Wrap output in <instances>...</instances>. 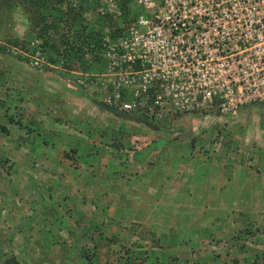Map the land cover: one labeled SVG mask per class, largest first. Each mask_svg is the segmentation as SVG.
<instances>
[{
  "label": "rangeland",
  "instance_id": "rangeland-1",
  "mask_svg": "<svg viewBox=\"0 0 264 264\" xmlns=\"http://www.w3.org/2000/svg\"><path fill=\"white\" fill-rule=\"evenodd\" d=\"M86 1L78 0L76 7L71 8L76 11L80 6L84 12L88 8ZM17 4L22 7L18 0L11 5L12 10L0 7V20H3V23L0 22V46H4L0 50V99L6 101L8 114L11 113L14 120L19 119L23 127L39 136L27 138L24 129L2 118L6 107L1 108L0 124L7 132L0 131V157H5L11 168L8 172L0 168V264L8 256L14 258L15 264H80L78 260L82 259L78 254L72 259L73 255L69 258L71 254H68L67 259L61 262L66 243L74 245L76 237V244L84 249L90 244V238L98 240L101 233L99 243H104V238L111 232L119 239L123 238L124 242L123 246L114 249L116 256L146 258L149 264V253L153 250L151 236L155 232V237L164 244H174V247L166 248L168 256L177 257L173 264H236L235 260L237 264H249L255 256L260 264H264V196L256 199L260 196L254 192L258 189L254 184L256 181L246 182L238 172L239 169L257 166L259 159L256 155L264 148L261 143L256 147L254 136L248 134L252 131L250 123L242 126L241 117L239 122L232 123V116L221 119L217 116L196 118L177 115L173 120L161 121L158 130L153 131L137 124L133 118L121 121L105 111L104 116L97 112L95 116L87 113L77 100L67 101L65 91L57 86L59 79L56 76L63 74L59 68L42 69V72H48L45 81L20 68L21 75L24 73V77H29V80L22 81L14 72L15 68L3 67L5 63L16 60L8 55L5 39L15 38L19 18L21 21H24L23 17L28 19L25 11H16L14 7ZM65 6L67 2L60 10L64 11ZM132 12L139 14L141 9L133 8ZM87 18L80 21V26L70 25L67 21L60 34L69 41H84L89 33L86 27L92 28L91 20ZM22 24L24 27L21 30H25L26 24ZM82 27L85 29L82 30ZM34 34L25 31L19 40H29ZM53 34L54 38L60 37L59 33ZM72 58L69 56V59ZM86 64H89L88 60ZM53 83L57 88L54 89ZM66 88L68 94L86 100L82 92H75L77 88L74 86L67 85ZM251 109L264 118V105ZM71 116L74 120L79 117V122L71 123ZM57 118H60L59 124L66 133L88 144L86 154H92L93 146L101 147V142L107 147L112 141L109 138L114 137L113 141L119 148L115 149L111 158L114 162H126V172H131L127 165L129 154L119 149L144 150L150 138L157 142L153 145H165L160 150L162 152L166 151L167 144L174 145V154L169 159H181L189 170L197 165H201L203 170L193 169L188 184L183 181L182 185L174 180L171 184H158L153 178L161 181V170L166 169L164 159L160 160L163 156L160 152L159 155L152 154L146 178H122L125 180L121 181L122 174L117 165L102 163L100 165L105 164L106 167L104 177L95 176L87 170L91 180L87 177L72 179L71 168L57 164L52 153L55 150H50L53 141L57 144L63 142L56 131L50 132L51 128L58 129L57 125L49 129L48 123ZM253 124L256 131L262 128ZM126 134H131L128 145L126 140L123 141ZM241 141H247L248 147L254 148L255 153L243 151ZM147 153L144 151L135 157L143 158ZM188 159L189 164H186ZM213 167L220 169L224 177H213L216 173ZM93 169L99 173L102 168L99 171ZM247 171L251 173L250 169ZM165 173L168 174V171ZM104 205L109 213L100 212ZM94 226L98 229L95 230ZM256 229L259 231L256 232ZM127 248L134 250L129 253L131 249Z\"/></svg>",
  "mask_w": 264,
  "mask_h": 264
},
{
  "label": "built area",
  "instance_id": "built-area-1",
  "mask_svg": "<svg viewBox=\"0 0 264 264\" xmlns=\"http://www.w3.org/2000/svg\"><path fill=\"white\" fill-rule=\"evenodd\" d=\"M120 1H86L80 21L91 20L86 31L98 33L99 48L77 44L81 51L70 52L78 61L57 57L54 67L40 34L14 56L31 70L61 69L88 98L156 127L177 115L222 119L264 103V0H131L126 13ZM103 19L118 23L100 25ZM94 62L100 68L90 69Z\"/></svg>",
  "mask_w": 264,
  "mask_h": 264
},
{
  "label": "trees",
  "instance_id": "trees-1",
  "mask_svg": "<svg viewBox=\"0 0 264 264\" xmlns=\"http://www.w3.org/2000/svg\"><path fill=\"white\" fill-rule=\"evenodd\" d=\"M15 0H0V7L2 8H6V10H12L11 5L14 4ZM21 2L22 7L19 8L18 4L15 5L14 8H16V11L18 13L25 11L26 14H28V19L26 17H23L24 19V23L26 24L25 31L27 33H35V35H42L45 38L43 39L42 42V47L44 48L45 53L47 54V60L49 63L54 64L56 63V57H61L64 60V63L66 61H70L71 59H69V56L73 57L74 59H76V61L79 60L78 56H72L70 49L75 47L76 44H79L81 46H88L91 43V48L89 50L91 51H95L99 48V39L97 37V32L94 33H88L86 39H84V41H80L78 40L77 43L75 42V40H71L69 41L66 37H64V35L60 34L61 32V28L63 25L66 24V22L70 21V25L73 26H80V17L82 15L83 9L79 6L76 11H74L71 7H69L68 5L65 6V10L61 11L60 8L63 7L66 4V0H18ZM83 2H85L86 0H81ZM131 2V0H121L119 2V7L121 10H123L124 13L127 12V5ZM80 5V4H79ZM63 10V8H62ZM54 14V15H53ZM117 21H111L108 19H103L101 20L100 25L102 24H106L110 27L115 28L117 25ZM63 29V28H62ZM76 29V28H74ZM82 30L85 28H81ZM52 31L53 33L55 32V34H60V37H56L54 38V36L52 38L54 39H50L48 36L46 37L47 32ZM58 34V35H59ZM93 35H96L95 38H93ZM93 38V39H92ZM83 40V39H82ZM5 42L8 45V55L10 57H15L14 59H17L18 62L20 61L21 63H23L26 66V62L27 60L25 58H23L21 55H16L14 56V52L13 49H17L19 51H26V43L23 40H18L16 38H6ZM76 49L77 51H81V48L76 45ZM4 47V46H3ZM3 47L0 46V50L4 49ZM86 47V48H87ZM60 55V56H58ZM72 58V60H73ZM88 64L84 63L81 65L82 68H86ZM27 67V66H26ZM43 69L45 70V67H43ZM25 70H31L30 68H25ZM31 71H35V70H31ZM41 71V70H40ZM264 105V103H263ZM5 111L3 112L2 118H5L7 120V122L9 123H14L16 125L19 126L20 129H24L23 133L27 136V138L32 139V137L36 136L38 137V134H34L33 130H28L27 128L23 127L21 125V121L19 119L14 120L11 116V113L8 114L9 112V107L6 104L5 100L0 99V110L1 108H5ZM103 111L109 113V115L114 118H120L121 121H125L126 118H133L136 122L137 121H141L143 123H147L145 118H138V117H133V115H128V114H123V113H119L116 112L114 110L108 109L104 106H102ZM110 117V118H111ZM1 119V116H0ZM60 118L57 119H52V123H48L49 129L51 127H57L58 129L56 130H52V128L50 129L51 131H56L57 135L59 136V139H62L63 142H59L57 144V142L53 141V146L50 149L52 153H54V160L56 161L57 164L59 165H67L71 168V177L74 179L76 177H80L81 174L79 172V169L81 168L79 163L85 165L84 166V170L86 167L90 166L93 163V155L92 154H86L88 152V144H86V142L84 143L82 140H78V138L73 137L72 135L66 133L65 128H63V126L61 124H59ZM57 125V126H56ZM0 131H4L5 133L7 132V129H5L1 124H0ZM31 135V137H29ZM129 137H131V134H126L123 136V141H127V145H128V140ZM141 139H145L142 138L141 136L139 137ZM112 139L111 142H108V144L106 145L107 147H105V144H102L104 147H94L93 150L98 151V153L100 154L101 157H103L102 153L100 151H102V149L104 148H114L117 149L119 148L116 142H114L113 140H115V138H109ZM167 140V139H166ZM31 143V142H30ZM42 144L45 143V141H41ZM86 144V145H83ZM175 144V143H172ZM168 146H170V144H167ZM78 146V147H77ZM102 148V149H101ZM54 149V150H52ZM49 150V152H50ZM139 155V153L135 154ZM111 162H113V164H117L116 161L114 162L113 160L109 162V164H111ZM8 160L5 157H0V168L3 169L4 171H9V169L11 168V166H9L8 164ZM11 164V163H10ZM105 164H103L104 166ZM80 167V168H79ZM93 167V166H92ZM77 170V171H76ZM118 170H120L118 168ZM124 170V169H123ZM87 172V171H86ZM121 172V170H120ZM88 173V172H87ZM108 178V177H107ZM110 179V178H109ZM102 209L100 212L102 213H109L108 212V207H106V205L101 206ZM51 214L54 215V212L51 211ZM104 223V222H103ZM106 226V224L104 225ZM94 229L97 230L98 227L94 226ZM114 230V227L112 228ZM246 230V229H245ZM244 230V231H245ZM247 231V230H246ZM256 232H258L259 230L256 229ZM250 233V232H249ZM156 232L153 233V235L151 236L152 240V245H153V250L150 251L149 255H150V259H151V264H173L172 261H176V255L175 256H168L167 252H166V248L170 247H174L173 245L170 244H164V242L159 238L155 237ZM245 236V235H244ZM246 236H248V231L246 232ZM102 239V235L101 233H99L98 236V240L94 239V238H90V244L88 243L87 246H85L84 249H82L81 247H79L76 244V237H74L75 243L74 245H70L69 242L66 243V246H64V251L62 252V261L66 260V255L69 256L68 254H71L69 256V258L71 257L74 258L75 254L80 255L82 260H78L80 262V264L83 262V264H149V262H147L146 258H138L136 256L134 257H118L115 255V251L114 249L118 248L119 246H123V241L121 239H119L118 237L114 236L112 234V232L104 238V243H99V240ZM244 239V238H243ZM131 249V250H130ZM127 250H130L129 253L134 250V248H127ZM125 250V251H127ZM163 259V263H160V260ZM77 261V260H76ZM237 264V261H234ZM3 264H15L14 258L12 256H8L4 259ZM198 264V263H196ZM249 264H260L257 260V257L255 256L251 262Z\"/></svg>",
  "mask_w": 264,
  "mask_h": 264
},
{
  "label": "crops",
  "instance_id": "crops-1",
  "mask_svg": "<svg viewBox=\"0 0 264 264\" xmlns=\"http://www.w3.org/2000/svg\"><path fill=\"white\" fill-rule=\"evenodd\" d=\"M0 22L3 23V20H0ZM22 22L24 23V21L23 20L21 21L20 18H19L18 21H16V24H17L16 26L18 28V31H17V35L15 34L14 37L16 39H18V40L23 38V35H24V32H25L24 29L21 30L24 27L23 24H22ZM101 65H102V63H101ZM3 67L4 68H15L14 72L18 76L21 77V80L22 81L29 80V77L28 76H25L24 77V75H23L24 73L21 75V70H20V68L25 69L27 67L23 63H21L20 61L18 62L17 59L15 60V62H7V63H5V66H3ZM90 67H91L90 69H92L94 67L100 68V64L97 63V62L90 63ZM44 72H42V71H31V70H29V72H27V73L29 75H35L37 78L40 79V81H45V79L47 77L45 75H47L46 73H48V72L47 71H44ZM52 75H55V74H52ZM56 77H58V79H59V84L57 86L59 88L62 87L61 90L63 89L65 91L64 92V95H65L64 98L67 101L68 100L69 101L70 100H72V101L77 100L78 104L80 102L79 105H81L84 109L87 110L86 111L87 113L90 112L93 115H95V112L100 113L101 115H103V113H105V112H103V109H102L101 104H99L96 101L88 98L81 89H78V90L77 89H74V90H75L76 93L82 92L84 94V97L86 98L87 101L86 100H82L78 95L72 96L71 94H68V89L66 88L67 85H70V83H68V80L64 76H56ZM61 83H62V85H60ZM51 87H52V85H51ZM53 87H54V89L57 88V87H55V83H53ZM63 87H65V88H63ZM57 97H58V95H57ZM53 105H54V102H53ZM92 106L94 108H92ZM258 106H261V105H258ZM247 108L243 109L242 112L238 113V115L236 114L233 117V120H231V121H232V123H234L235 121H237L241 117L242 120L240 121V123L242 124V126H245V125L247 126L250 123V126L252 128V131H250V133H248V134L250 135V137L254 136L252 138L254 139L253 142L255 141L254 144H255L256 147H258L260 145L259 143H261V146L264 147V118L259 117L256 112L252 111L251 108H254V107H247ZM73 118H74L73 116L69 117L70 122L72 123L73 121L78 120L75 123V124H77L79 122V117L76 120H74ZM64 119H67V118H64ZM94 119L96 120V118H94ZM50 120L51 119H49V121ZM238 122H239V120H238ZM251 122L256 123V125L262 127V128L259 127V129H258V131H260V132L256 131V127H254V124L251 123ZM145 136L147 137L148 135L145 134ZM154 143H157V142H155V141L153 142V139L150 138L149 144H148V146L147 145L144 146V150H137L135 148H132L130 151L127 150V149H122V148L119 149V150L128 151V154H129L128 158L129 159L127 161V165L129 164V166H130L129 169L131 170V172L130 171L129 172H126V168H125L126 167L125 166L126 165V162L123 163L121 160L116 161L117 164H115V165H117V169L119 168L121 170L120 173L122 175H120V178H119V179H121V181L122 180H125V179H129V180L130 179H133V180H135V179H139L140 177L146 178V176H147L146 173H147L148 169L150 168L149 161H150V158H151L152 154L157 153L156 155H159L160 152H162L160 150L163 147H165L164 144H163V146H161V145L156 146V144L153 145ZM241 143L242 144H240V145H242V148L241 149H243V151H245V152L247 151L248 153H255L256 150L254 148L248 147L249 145H247L248 144L247 141L246 142H242L241 141ZM261 146H260V148H262ZM101 147H104V146L102 145ZM166 147H167L166 148V151L165 152H162L163 153V156H161V158H160V160L164 159L163 166L166 167L165 170L164 169L161 170V173H160L161 181H158L155 177L153 178L154 181H156L158 184H161V185L171 184L173 180L179 182V184H182V185H183V181H185V183L188 184V183H190L189 177L193 174V172L195 170H197V171L203 170L202 169L203 167L200 168L201 165L200 166L197 165L194 168L193 167H190L191 170H192V172H191V170H189V167L188 168L185 167L184 162L183 161H180L181 159H179V160L178 159H175V158H170L169 159V157L172 155V153L174 154V152H173L174 145L173 146L166 145ZM128 149H130V148H128ZM144 151H147L149 153H147L143 158L142 157H140V158H136L135 157V154L142 153ZM260 151H258V154L256 155V158L259 159V162L257 163V166H255L252 169L250 167H248V168H243V170L242 169H239L238 170V172L240 173V176L243 175V178L242 179L244 181L247 180L246 182H251V183H253L254 181H256L254 184L258 186V189L254 190V192H256L257 195H260L259 197L256 196V199H262V197L264 196V148H263V150H260ZM100 152L102 153L103 157L100 156V154L98 153V151L93 150V152H92V155H94V158L92 160L93 163L90 166L86 167L85 170L86 171L87 170H90L92 172V174H94L95 176H98V175L100 176L101 175V176L104 177V175L106 174V170H105L106 167L103 166V165H100V164H102V163L107 164L108 163V165H109V162L113 160V158H111V156H112V154L115 153V150H114V148H107L106 151H105V148H104ZM261 156H262V159H261ZM182 159L184 160V157ZM189 160L190 159H188L186 161V164H189ZM111 163H113V162H111ZM84 166L85 165H82V164L80 165L81 168L79 167L80 168L79 170H81V172H80L81 176L80 177H77V178L87 177L88 180H91V178H89L90 174H88L87 172H85ZM93 168L98 169V171L100 170V168H102V169L98 173ZM193 169H194V171H193ZM248 169H250V171H251L250 174H248V171H247ZM219 170L217 168L216 169L214 168V171L216 173L213 175V177H216V178H218V177H222L223 178L224 177V176H222V173ZM165 171L166 172L168 171V174L165 173ZM212 173L213 172H210V174H212ZM247 176H249V177H247ZM122 178H125V179H122ZM162 181L163 182H166V183H163ZM221 181H224V180H221ZM202 185H203V183H202ZM183 188H184V186H183Z\"/></svg>",
  "mask_w": 264,
  "mask_h": 264
},
{
  "label": "water",
  "instance_id": "water-1",
  "mask_svg": "<svg viewBox=\"0 0 264 264\" xmlns=\"http://www.w3.org/2000/svg\"><path fill=\"white\" fill-rule=\"evenodd\" d=\"M135 122H136V121H135ZM136 123H137V124H140V125H143L144 127H147V128H149L150 130H153V131H156V130H157V128H156L155 126L151 125V124L143 123V122H141V121H137Z\"/></svg>",
  "mask_w": 264,
  "mask_h": 264
},
{
  "label": "clouds",
  "instance_id": "clouds-1",
  "mask_svg": "<svg viewBox=\"0 0 264 264\" xmlns=\"http://www.w3.org/2000/svg\"><path fill=\"white\" fill-rule=\"evenodd\" d=\"M259 105H262V104H259ZM101 106H102V105H101ZM256 106H258V105H256ZM256 106H252V107H256ZM247 107H250V106H247ZM247 107H244L243 109H245V108H247ZM243 109L239 110L236 114L238 115V113L242 112ZM236 114H235V115H236ZM232 118H233V116H232ZM148 124H149V123H148ZM153 126H154V125H153ZM155 127H156V126H155ZM156 128H158V127H156ZM157 130H158V129H157ZM157 130H156V131H157Z\"/></svg>",
  "mask_w": 264,
  "mask_h": 264
}]
</instances>
